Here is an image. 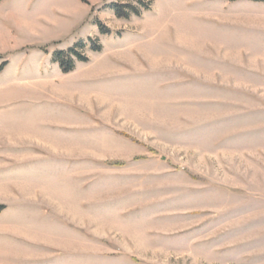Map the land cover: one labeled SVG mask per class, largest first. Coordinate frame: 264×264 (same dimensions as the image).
<instances>
[{
    "label": "rangeland",
    "instance_id": "1",
    "mask_svg": "<svg viewBox=\"0 0 264 264\" xmlns=\"http://www.w3.org/2000/svg\"><path fill=\"white\" fill-rule=\"evenodd\" d=\"M139 1H0V264H264V0Z\"/></svg>",
    "mask_w": 264,
    "mask_h": 264
},
{
    "label": "trees",
    "instance_id": "2",
    "mask_svg": "<svg viewBox=\"0 0 264 264\" xmlns=\"http://www.w3.org/2000/svg\"><path fill=\"white\" fill-rule=\"evenodd\" d=\"M135 1L140 2L143 6V9H138V8L134 7L132 4H128V3L126 5H123V6L118 4V3H115L113 5V9H114L116 15L119 18H129L131 15L141 16L143 14V12L151 10L152 5H153L152 1H148L147 3H143L142 1H139V0H135ZM125 12H127V13H125ZM82 45H84V44H80V46H82ZM94 50L100 51L101 46H98ZM76 52H77L76 49H72L70 51V53L75 54L77 56V58H79V60H86L85 58L81 57L80 55H77L78 53H76ZM63 54H64L63 52L57 53L56 58L60 57ZM58 62H61V61L58 60ZM69 63H70V67L65 69L66 72H69L74 68V60L70 59ZM5 208L6 207L4 205H0V214L5 210Z\"/></svg>",
    "mask_w": 264,
    "mask_h": 264
},
{
    "label": "bare ground",
    "instance_id": "3",
    "mask_svg": "<svg viewBox=\"0 0 264 264\" xmlns=\"http://www.w3.org/2000/svg\"><path fill=\"white\" fill-rule=\"evenodd\" d=\"M56 100V102H58V103H61V101L60 100H62V99H55Z\"/></svg>",
    "mask_w": 264,
    "mask_h": 264
},
{
    "label": "crops",
    "instance_id": "4",
    "mask_svg": "<svg viewBox=\"0 0 264 264\" xmlns=\"http://www.w3.org/2000/svg\"><path fill=\"white\" fill-rule=\"evenodd\" d=\"M2 143H3V141L2 142L0 141V144H2ZM1 170H2V168H0V176L2 175Z\"/></svg>",
    "mask_w": 264,
    "mask_h": 264
}]
</instances>
